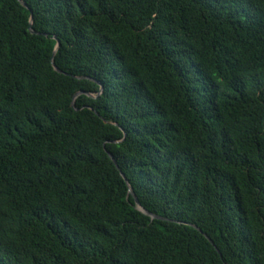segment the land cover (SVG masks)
Returning a JSON list of instances; mask_svg holds the SVG:
<instances>
[{
	"label": "trees",
	"instance_id": "1",
	"mask_svg": "<svg viewBox=\"0 0 264 264\" xmlns=\"http://www.w3.org/2000/svg\"><path fill=\"white\" fill-rule=\"evenodd\" d=\"M23 1L0 0V264H264V0Z\"/></svg>",
	"mask_w": 264,
	"mask_h": 264
},
{
	"label": "water",
	"instance_id": "2",
	"mask_svg": "<svg viewBox=\"0 0 264 264\" xmlns=\"http://www.w3.org/2000/svg\"><path fill=\"white\" fill-rule=\"evenodd\" d=\"M23 6L27 7L26 3L23 1V0H18ZM31 24H32V15L29 16V30L30 32H36L34 31L32 28H31ZM37 33H40V32H37ZM46 34V33H45ZM55 38V37H54ZM59 46V42L58 40L56 39V44L54 46V49H53V52H52V56H51V64L53 66V68L56 70V71H59V72H62L55 64H54V61H53V54L55 52V50L57 49V47ZM79 77H82V76H79ZM92 79V78H91ZM100 89H102V85H100ZM79 93H82V91H78L75 93L74 96H76L77 94ZM87 95H90L92 96L91 93H88L86 92ZM73 103V101H72ZM106 150V153L108 154V156L110 157V159L112 160V162L114 163V165L116 166V168L118 169L120 175L122 176V178L124 179V181L126 182V184L128 185V192L133 196L134 198V205L137 209H139L140 211H142L143 213L149 215L151 218H164L163 216H160L154 212H151L147 209H145L144 207H142L137 199V197L135 196L131 186L129 185L128 183V180L126 178V176L124 175V173L120 170V168L118 167L117 163H116V160L114 159L112 153H110L107 149Z\"/></svg>",
	"mask_w": 264,
	"mask_h": 264
}]
</instances>
